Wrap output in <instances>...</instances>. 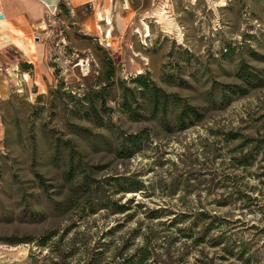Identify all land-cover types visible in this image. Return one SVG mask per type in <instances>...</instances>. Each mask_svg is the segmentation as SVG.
Listing matches in <instances>:
<instances>
[{
  "label": "rangeland",
  "instance_id": "1",
  "mask_svg": "<svg viewBox=\"0 0 264 264\" xmlns=\"http://www.w3.org/2000/svg\"><path fill=\"white\" fill-rule=\"evenodd\" d=\"M80 1L0 52V264H264V0Z\"/></svg>",
  "mask_w": 264,
  "mask_h": 264
},
{
  "label": "crops",
  "instance_id": "2",
  "mask_svg": "<svg viewBox=\"0 0 264 264\" xmlns=\"http://www.w3.org/2000/svg\"><path fill=\"white\" fill-rule=\"evenodd\" d=\"M60 2L62 0H0V52L15 47L19 52L22 51L26 58L33 54L35 48L30 45V37L33 40L38 38L36 34L45 33L49 27L51 14ZM34 24H44V26L34 31ZM33 42L42 58L43 44L38 41ZM29 61L31 62L30 59Z\"/></svg>",
  "mask_w": 264,
  "mask_h": 264
},
{
  "label": "trees",
  "instance_id": "3",
  "mask_svg": "<svg viewBox=\"0 0 264 264\" xmlns=\"http://www.w3.org/2000/svg\"><path fill=\"white\" fill-rule=\"evenodd\" d=\"M142 78H143V76H142V74H140V76H138V78L135 81L138 82L139 87H141V89H144V88L148 87V82L146 80H143ZM227 88H228V92H231L233 94L242 90V86L237 85V84L228 85ZM228 92H227V90H224L223 95H222V99H228L229 98ZM149 102H150V107H151L153 113L158 112L161 121L165 125H169V121H170L169 115L171 114V112L167 108L166 101L165 100L162 101L160 108H158V105L160 104V102L155 96H152V98H150ZM176 113H177L176 117L180 123L179 124L180 129L187 127L189 124H192L195 121H199V118H200V114H199L200 112H199L198 107H196L194 105L187 104V103L181 104L179 106V108L176 110ZM188 119H193V120L187 122ZM135 141L136 140H130L131 146L135 144ZM133 152H134V150H130L128 153H129V155H132ZM139 186H140L139 181L132 180L129 184V189H138ZM116 207L120 211H122L124 209V206H116ZM48 237L49 236H43L40 239V244H43L44 241L46 239H48ZM147 255H148V251L145 249H142L140 252V256L137 260V264H143L144 261L147 259Z\"/></svg>",
  "mask_w": 264,
  "mask_h": 264
},
{
  "label": "bare ground",
  "instance_id": "4",
  "mask_svg": "<svg viewBox=\"0 0 264 264\" xmlns=\"http://www.w3.org/2000/svg\"><path fill=\"white\" fill-rule=\"evenodd\" d=\"M97 12V17H98V19H103V17H102V14L101 13H103V12H100L99 11V9H98V11H96ZM105 12V11H104ZM106 17V21H107V23H110V18H109V16H108V14L105 16ZM145 24V23H144ZM109 28V27H108ZM144 28H145V30L147 31V33H146V35L145 36H148L149 35V27H148V25L147 24H145V26H144ZM106 33H107V31H106ZM145 34V33H144ZM107 36L106 37H109L111 34H110V28H109V30H108V33L106 34ZM24 78H25V80H28L29 79V75H28V73H25L24 74ZM27 82V81H26Z\"/></svg>",
  "mask_w": 264,
  "mask_h": 264
},
{
  "label": "built area",
  "instance_id": "5",
  "mask_svg": "<svg viewBox=\"0 0 264 264\" xmlns=\"http://www.w3.org/2000/svg\"><path fill=\"white\" fill-rule=\"evenodd\" d=\"M80 64V66H87L88 65V60L86 59H84V60H81V62L79 63Z\"/></svg>",
  "mask_w": 264,
  "mask_h": 264
}]
</instances>
